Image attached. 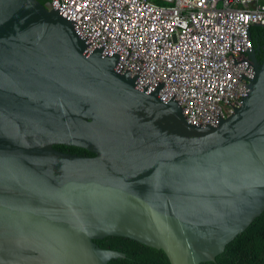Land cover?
Returning a JSON list of instances; mask_svg holds the SVG:
<instances>
[{
    "label": "water",
    "instance_id": "obj_1",
    "mask_svg": "<svg viewBox=\"0 0 264 264\" xmlns=\"http://www.w3.org/2000/svg\"><path fill=\"white\" fill-rule=\"evenodd\" d=\"M37 0H0V264H106L94 239L124 236L170 264L213 261L264 210V54L241 105L218 125L135 86L120 50ZM62 144L92 155L57 150Z\"/></svg>",
    "mask_w": 264,
    "mask_h": 264
},
{
    "label": "built area",
    "instance_id": "obj_2",
    "mask_svg": "<svg viewBox=\"0 0 264 264\" xmlns=\"http://www.w3.org/2000/svg\"><path fill=\"white\" fill-rule=\"evenodd\" d=\"M91 43L120 50L114 70L143 76L160 99L179 101L188 123L218 125L242 103L254 74L245 29L264 24V0H48Z\"/></svg>",
    "mask_w": 264,
    "mask_h": 264
},
{
    "label": "trees",
    "instance_id": "obj_3",
    "mask_svg": "<svg viewBox=\"0 0 264 264\" xmlns=\"http://www.w3.org/2000/svg\"><path fill=\"white\" fill-rule=\"evenodd\" d=\"M37 1L44 5L48 0ZM252 35L254 44L264 48V27L252 28ZM260 56L261 54L258 55V57ZM53 147L78 155H92L91 152L80 147L62 144L53 145ZM94 242L101 248L119 250L125 253V258H113L106 264H170L161 249L128 237L105 236L94 239ZM199 264H264V210L243 232L228 242L223 252L218 254L213 261L200 262Z\"/></svg>",
    "mask_w": 264,
    "mask_h": 264
},
{
    "label": "flooded vegetation",
    "instance_id": "obj_4",
    "mask_svg": "<svg viewBox=\"0 0 264 264\" xmlns=\"http://www.w3.org/2000/svg\"><path fill=\"white\" fill-rule=\"evenodd\" d=\"M257 46V45H256ZM259 54H261V56L264 54V48L263 47H259V49H257V57H258V55ZM261 56L260 57H258L259 59L261 58ZM56 149V148H55ZM58 150V149H57ZM61 151V150H60Z\"/></svg>",
    "mask_w": 264,
    "mask_h": 264
},
{
    "label": "rangeland",
    "instance_id": "obj_5",
    "mask_svg": "<svg viewBox=\"0 0 264 264\" xmlns=\"http://www.w3.org/2000/svg\"><path fill=\"white\" fill-rule=\"evenodd\" d=\"M153 1L157 2L158 0H153Z\"/></svg>",
    "mask_w": 264,
    "mask_h": 264
}]
</instances>
